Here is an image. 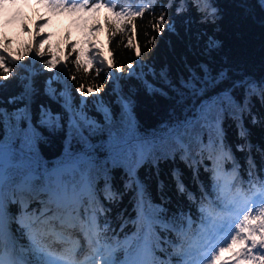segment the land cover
Returning <instances> with one entry per match:
<instances>
[{
	"label": "trees",
	"instance_id": "16d2710c",
	"mask_svg": "<svg viewBox=\"0 0 264 264\" xmlns=\"http://www.w3.org/2000/svg\"><path fill=\"white\" fill-rule=\"evenodd\" d=\"M170 2H127L124 7L144 9L131 24L127 19L118 20L109 8H101L94 22L103 28L106 64L111 62L112 68L100 66L96 59L85 68L83 62L95 56L83 48L73 21L67 20L52 41L44 36V51L50 56L56 53L58 59V41L69 40L64 46L63 67H59L69 80L76 103L82 95L78 91L81 86L86 92L92 88L83 109L97 123L94 126L80 118L83 126L74 127L72 112L62 106L61 98L45 94V78L52 74L38 61L36 70H28L26 41L18 37L17 57L0 51L12 69L10 79L0 81L9 85L0 89V110L5 113L0 117V150L1 145L12 148L6 173L17 183L28 180L36 192L41 186L57 189L65 200L68 194H76L86 175L93 195L101 197L103 205L94 218L98 227L95 238L117 261L136 256L143 245V252L154 245L156 255L168 259L169 253L182 245L187 223L201 219L202 202L207 204L218 196L213 179L217 160L209 155L210 141L222 143L230 153V158L220 161L221 173L223 168L235 171L249 185L264 179V100L257 87L264 84V8L260 0H209L215 13L207 17L195 7L177 12L175 7H167ZM161 14L165 17L162 30L156 31L153 24ZM2 31L11 32L10 24L0 18ZM153 37L154 42L149 43ZM209 38L216 42L210 52L206 47ZM137 47L140 57L135 55ZM77 56L82 62L79 69L74 63ZM137 61L145 65L142 71L136 70L142 79L129 78L128 64ZM21 66L26 67L24 75L35 76L38 89L23 100L15 79ZM162 67L169 74L166 80L160 78ZM73 76L75 79L70 78ZM93 86L99 87V92ZM52 87L59 91L60 84L54 82ZM249 88L255 89V94ZM121 96L129 97L131 104L123 105ZM13 97L16 102L8 103ZM95 98L100 100L98 108L91 103ZM28 102L30 120L14 115L15 109ZM46 110L58 117L43 125ZM213 123L222 130L218 139ZM241 129L245 130L243 136ZM189 154L194 159H189ZM75 160L80 162L78 167L55 172L56 167ZM174 169L183 173L195 200L177 193L171 176ZM133 178L145 189L142 204ZM159 181L164 182L163 188ZM105 188L119 194L115 199L103 198L100 192ZM9 209L10 216H19L24 209L38 213L43 206L33 200L26 207L14 203ZM11 232L28 260L35 261L38 253L15 222Z\"/></svg>",
	"mask_w": 264,
	"mask_h": 264
},
{
	"label": "snow or ice",
	"instance_id": "6c2138e0",
	"mask_svg": "<svg viewBox=\"0 0 264 264\" xmlns=\"http://www.w3.org/2000/svg\"><path fill=\"white\" fill-rule=\"evenodd\" d=\"M50 8L53 10L59 8L61 10L68 9L70 11H79L84 9H91L93 11L98 10L101 7H108L110 11H113L118 20L127 19L128 23L133 22V18L141 16L144 9L142 7H137L135 11L132 7H123L122 4L114 2V0H109L108 4L103 3H93L89 4L88 0H83V3H69L68 0H45ZM17 0H0V10L8 7L9 5L15 6ZM119 10L117 11V7ZM260 6L264 8V0H260ZM168 8L175 7L177 12H183L189 10L192 7H195L197 11L203 13L205 17L209 15H214L215 9L209 3V0H171L167 5ZM155 8V5H153ZM211 10V11H210ZM164 15L161 14L159 19L153 24V29L156 31L162 30V23L164 20ZM97 27H99L97 25ZM127 27V25H125ZM171 27V25H169ZM117 31H123L122 29L117 28ZM154 37L149 41V43L154 42ZM128 46L131 48L132 41L129 40ZM209 52L216 47V42L209 38V43L206 45ZM41 56L44 53H40ZM135 55L140 57L142 52L137 47ZM96 57L84 61L83 64L85 68L88 64L94 62ZM10 61L5 58L3 53H0V81H6L10 79L12 69L6 65ZM15 63V61H11ZM59 63V59L53 61L52 59L45 60L43 62L44 69H50L55 67ZM77 69L81 67V60L77 56L74 61ZM100 63L103 65L104 60L102 59ZM63 67V65H62ZM109 68L114 67V65L109 62ZM145 65L137 61L136 64H128V73L129 78L135 77L137 79H142V76L136 71L140 69L141 71ZM26 67L21 66L20 73L16 76V81L19 86L22 88V92L19 95V99L23 100L25 95H35L38 91L36 87L35 76L29 78V76L24 75ZM155 74V70H152ZM99 74V70H97ZM38 75V74H37ZM168 71L162 67L160 69V78L166 80L168 78ZM59 76V72L54 76H49L45 78L44 82V92L46 95L56 97L57 95L64 100V104L67 105L66 111H71L72 116L75 120L74 127H82L83 121L79 118L78 113L75 111L76 108L83 111V108L86 107L87 96L92 92V88H89L87 92L81 86L78 89L83 95L78 103L73 99L71 92L65 94L62 92L58 93L57 88H53L52 85ZM75 79V77H70ZM121 77H116L120 79ZM9 85L3 82H0V89L7 88ZM96 87V86H93ZM259 89V94L262 100H264V84L257 86ZM96 91L99 92V87H96ZM149 91H156L155 88L149 87ZM249 91L255 94V89L249 88ZM17 97H13L11 100L7 101L8 103H15ZM121 103L125 106L131 104V100L127 96L120 97ZM96 102V101H94ZM223 106V101L221 102ZM244 109L242 108L241 111ZM5 113L0 110V117ZM87 118L84 117V120ZM215 120V118H213ZM253 123H256V117H253ZM213 128L215 129V135L217 139L220 137L222 130L216 128L215 123H213ZM245 134V130L241 129V135ZM178 140L182 138L178 137ZM211 151L209 155L217 160V166L213 169V179L214 187L217 189L218 196L217 199L222 203L227 195V192L231 191L232 187L235 185L232 184V180H235L236 177L233 176L231 179L224 178L221 176L220 161L230 158V153H226L222 143L217 144L216 140L210 141ZM203 151V149L201 150ZM213 153H218V156H214ZM0 155H2V150H0ZM185 158V157H182ZM189 159H194L190 154ZM192 164H189V167H192ZM251 175V173H250ZM172 180L175 183V188L178 194L187 195L190 200H195V197L189 192L187 185L184 182L183 173L179 169H174L172 174ZM224 179V183L221 184L220 181ZM161 188L164 186L163 181H159ZM134 190L140 193L139 203L143 202V193L145 189L143 185L136 181L133 178ZM125 187H129L128 184ZM107 191L110 193L109 199H115L118 192H113L111 188H108ZM249 191L253 195L249 198L247 194L242 193L240 189L236 190V193L232 200L228 203H224V208L230 212H234L238 222H232L231 217H223L222 214L216 213L215 209L212 207L211 201L207 205H204L203 202L199 211L203 214L202 219L204 220H220L221 223L217 225L213 222L211 228H205L200 233L197 234V237L192 245L189 248L185 249L183 245L174 249L169 253L168 259H160L156 255L155 246H151L147 251L138 254L135 259L126 261L125 264H229V260L233 264H264V179L259 180L258 182H251ZM39 193L30 185L28 180H24L21 183H17L6 173L2 164H0V264H97V258L102 262V264H118L117 260H114L111 254L105 255L100 248L95 245L99 243V240L91 241L88 243L91 247V254L85 258V260L76 259L77 253L73 252L71 249L67 253L57 255L54 250L53 244L48 243L53 237L56 240L63 239L64 232L75 225L71 220L66 219V216H71V213L66 211L62 212L60 204L56 200H52L53 203L57 204L56 208L49 206V203H44V208L46 211H40L37 215L36 213H31L27 209H24L19 216H10L9 215V205L14 203H19L23 206L27 200L34 199L38 196ZM94 203V201H93ZM252 203L253 205L259 204V207H253L251 210L248 209L247 205ZM73 211H75L73 209ZM246 213V214H245ZM255 213V215H253ZM242 215V219L239 217ZM95 216L96 211L92 213V218H89L86 221V226L88 228L89 235L93 234V231H96L98 234V227L95 225ZM190 219V218H189ZM252 220H256L257 223L253 224ZM59 221L60 232H56V222ZM15 222L18 225L23 233L28 236L29 243L38 253V258L35 261L24 260L23 258H16L15 253L6 254L5 249L8 246V241L11 233V225ZM228 229L229 232L234 231L235 235L230 236V243L226 241L224 243L227 246H220L221 242L217 240V237L220 232ZM245 232L247 233L245 235ZM259 237V239H257ZM245 242V246L240 250L234 252L232 257L228 259H222V254L226 251H232L233 246ZM81 251L83 248L81 247Z\"/></svg>",
	"mask_w": 264,
	"mask_h": 264
},
{
	"label": "rangeland",
	"instance_id": "374dc122",
	"mask_svg": "<svg viewBox=\"0 0 264 264\" xmlns=\"http://www.w3.org/2000/svg\"><path fill=\"white\" fill-rule=\"evenodd\" d=\"M129 1H134V0H114V2L118 3V5L122 4V6H125L126 3ZM108 2H109V0H89V4H93V3L108 4ZM2 14H4L5 19L10 23L11 32H10V34H8L5 31H3L1 33V35H0V51H3L6 54H9L13 57H17V49L20 46V43L17 42L18 37L23 39L24 41H26V48L28 49V57L30 59V64L28 67L29 71L36 70V65H37L36 61H38L40 66H41V65H43V62L45 60H48V59H52L53 61L57 60V58L50 56L49 52L44 51L45 45H44L43 41H41V40L44 38V36L48 37L49 40H52L53 35L57 32V30L59 28H61L63 26L65 20L68 18L70 19V21L72 20L75 22L76 28H79V26L81 28L83 27L81 29L82 31L80 32L79 35H81V37H83V39H82L83 42H85V41L88 42L87 45H89L90 50H92L95 53V57H96L95 61L100 66H102L100 61L103 59L104 64L106 66L108 65V64H106V62H107L106 51L104 50L102 39H101L102 31L100 29L96 28V30H93L92 32H90L88 29H86L84 27V23H83L84 20L86 21V20L92 18L90 23H89V24H92V22H94L98 18L99 9L95 10V11L91 10L90 8L84 9V10H79V11H70L68 9L61 10L59 8L53 10L48 5H46L43 0H29V1H25L22 3V11H21L20 15H18V18L16 20H14L13 18H11L8 15L7 10L5 8L0 10V15H2ZM76 17H78V18L75 20L74 18H76ZM86 24H88V22H86ZM87 31H89L88 36L86 34ZM85 37H87V39H85ZM67 42L68 41L65 40V38H61L57 45L62 47ZM40 53H44V55L41 56ZM59 56H60L59 57V63L55 67L47 69V70H49L51 72L52 76L56 75V73L59 72V76L55 81V82H58L60 84V88H59L58 93L62 92L65 94V97H66L67 94L70 92L69 91V85H68L69 80L67 77H63V70L61 69V67H59V64L62 65L63 56H62V54H60ZM109 72L111 73L110 70H109ZM83 98H84L83 95H79V97H78L79 101ZM94 101H96V102H94ZM91 103H93L94 107L98 108L100 100L98 98H95V100L91 99ZM61 104H62V106H64L67 109V105L64 104L63 99H61ZM101 109L104 111L103 113L106 114L107 110L104 107V105H101ZM75 111L78 113L79 118H81L82 120H84V117H86L87 119L84 121L86 123L90 124L91 126H94L97 124L92 118L89 117V115L85 111V109H83L82 113H81V110L79 108H76ZM68 112H71V111H68ZM13 113L16 116H24V115L27 116L29 113L28 107L25 106L22 108H17L13 111ZM57 117H58L57 115L52 114L50 111L46 110V114L42 118L41 124L44 125V124L52 123ZM6 151L7 150H5L3 153H5ZM220 164H221V162H220ZM71 167H73V166L70 164H65L63 167H59L58 171H69L71 169ZM55 172H57V170ZM224 174L226 175V178H228V179H231V177H233V176H235L237 179V175H234V172L231 171L230 169L228 171H225ZM233 181L234 180H232V182ZM223 183H224V180H223ZM239 188L240 187H237L236 190ZM107 189L108 188L101 190L100 196H102L103 198H108L110 193L107 191ZM42 194H44V195H42ZM41 195L43 196L42 198H41ZM234 195L231 198H229L228 200L229 201L232 200ZM252 195L253 194H250V195H248V197L250 198ZM81 197L82 198L79 199V201L82 202V205H84V207L88 206V207H90L93 210L98 211V212H100L102 210L103 205L100 201L101 197H93L92 195H82ZM43 198H45L46 200H44ZM35 200L39 201L40 204L47 202V203H49V206L52 208L57 207L56 205H53L51 203V201H49L48 194L45 192V190L43 191L42 188L39 189V195L37 196V198L35 197ZM93 201H94V203H93ZM28 205H29V200H27L23 206L26 207ZM42 205L44 208V204H42ZM259 206H260L259 204L253 205L252 203H249L247 205L249 210H251L253 207H259ZM60 208H61L62 212L66 211L68 213H71V216H73V218H74L75 225H79L80 230L84 233V235L87 236L89 238V240L93 241L91 236L89 235L88 228L86 226V221L89 218H92V214H89L87 216V215H82L81 213H79V211L81 209H79L80 207L77 204V202L73 201V200H70L67 205H65L64 207L62 206ZM73 209L75 211H73ZM40 211H46V209L45 208L40 209L39 212ZM39 212L36 214L38 215ZM219 212H220V214H222L223 217L226 216L227 210L224 208V205H220ZM253 215H255V213H253ZM71 216H66V217H71ZM235 220H236V222H238L237 217H235ZM219 222L221 223L220 220H219ZM252 223L255 224L253 221H252ZM207 226L208 225L201 227V231ZM93 232H96V231L94 230ZM234 235H235V232H234ZM257 239H259V237H257ZM14 244L16 245V247L13 245L12 250L8 247L5 249L6 254H11L14 252L16 258H23L24 260H28L26 257H22V250L17 246V244L15 242H14ZM224 245L225 244L222 243L220 246H224ZM244 245H245V242L242 241L241 243H239V245L237 247L233 246L232 251H228V252H231V257L233 256L234 252L240 251L244 247ZM95 246L98 247V244H96ZM54 250L58 251L56 249H54ZM59 253L62 254L61 252H59ZM90 254H91V252H89L88 256ZM99 263H101V261H99V258H97V264H99ZM118 264H125V262L120 261Z\"/></svg>",
	"mask_w": 264,
	"mask_h": 264
},
{
	"label": "bare ground",
	"instance_id": "6f19581e",
	"mask_svg": "<svg viewBox=\"0 0 264 264\" xmlns=\"http://www.w3.org/2000/svg\"><path fill=\"white\" fill-rule=\"evenodd\" d=\"M7 12L11 18L16 19L17 13L14 11V6L9 5L6 7ZM1 162L6 161V156L2 155L0 157ZM43 196H41L42 198ZM46 200L45 198H43ZM41 201V200H40ZM66 219L71 220L72 223H74V218L73 216L71 217H66ZM56 232H60V226H59V221L56 222ZM89 238L84 235V233L80 230L79 225H75L74 227L68 228L64 234H63V239L61 240H56L54 237L48 241V243L53 244L54 248L59 250L60 252L67 253L69 249H71L73 252L77 253L76 259L78 260H85V258L88 256L89 252H91V247L88 243ZM10 242V241H8ZM8 248H11V246H7ZM81 247L83 250L81 251Z\"/></svg>",
	"mask_w": 264,
	"mask_h": 264
}]
</instances>
